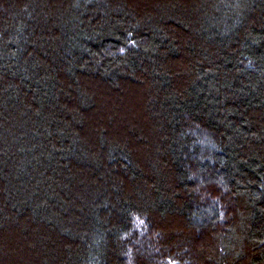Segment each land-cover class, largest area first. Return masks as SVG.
<instances>
[{"label": "trees", "instance_id": "1", "mask_svg": "<svg viewBox=\"0 0 264 264\" xmlns=\"http://www.w3.org/2000/svg\"><path fill=\"white\" fill-rule=\"evenodd\" d=\"M0 264H264V0H0Z\"/></svg>", "mask_w": 264, "mask_h": 264}]
</instances>
